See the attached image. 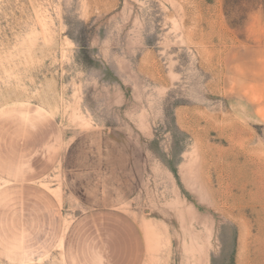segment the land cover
Listing matches in <instances>:
<instances>
[{
  "label": "rangeland",
  "instance_id": "1",
  "mask_svg": "<svg viewBox=\"0 0 264 264\" xmlns=\"http://www.w3.org/2000/svg\"><path fill=\"white\" fill-rule=\"evenodd\" d=\"M0 264H264V0H0Z\"/></svg>",
  "mask_w": 264,
  "mask_h": 264
}]
</instances>
